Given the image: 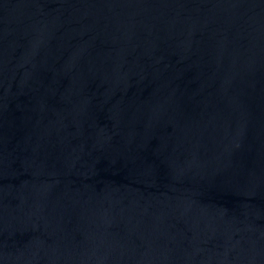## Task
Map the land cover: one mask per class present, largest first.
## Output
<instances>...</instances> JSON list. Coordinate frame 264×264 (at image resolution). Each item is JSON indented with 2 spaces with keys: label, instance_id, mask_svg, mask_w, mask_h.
Segmentation results:
<instances>
[{
  "label": "water",
  "instance_id": "1",
  "mask_svg": "<svg viewBox=\"0 0 264 264\" xmlns=\"http://www.w3.org/2000/svg\"><path fill=\"white\" fill-rule=\"evenodd\" d=\"M0 264H264V0H0Z\"/></svg>",
  "mask_w": 264,
  "mask_h": 264
}]
</instances>
